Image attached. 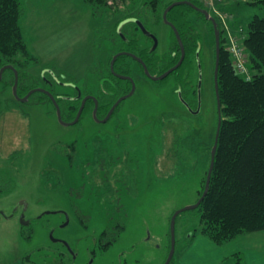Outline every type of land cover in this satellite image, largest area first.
<instances>
[{
  "label": "rangeland",
  "instance_id": "1",
  "mask_svg": "<svg viewBox=\"0 0 264 264\" xmlns=\"http://www.w3.org/2000/svg\"><path fill=\"white\" fill-rule=\"evenodd\" d=\"M243 1L222 0L218 5L228 43L242 38L241 26L246 30L252 17L264 13L262 8L242 5ZM24 5L21 29L37 58L31 73L40 88L47 86V77L48 85L60 95L73 96L75 90L97 95L98 75L92 69H108L112 49L117 50L106 34L114 33L118 18L102 23L86 0H24ZM221 5L230 9L221 11ZM199 26L208 33L206 25L200 22ZM151 31L157 54L165 55L170 27L162 21ZM151 45L142 34L140 46ZM215 49L212 38L203 43L198 102L199 69L194 64L189 81L193 110L181 100L174 76L157 84L136 72L135 64L136 92L107 123L88 113L78 125L65 127L53 104L21 103L13 88L0 82V172L8 175L7 180L0 179V264H23L27 255L34 264H164L173 214L195 204L206 186L218 127ZM64 77L74 83L67 84ZM63 152H75L74 163ZM107 153L116 163L110 169ZM223 161L221 157L219 162ZM129 172L138 186L136 196L128 193ZM69 187L83 197L70 196ZM119 199L123 210L117 213ZM21 202L28 204L29 226L21 224L22 212H16ZM73 206L83 219L76 217ZM48 212L52 214L44 215ZM65 214L70 219L66 227ZM118 222L126 224L119 241L100 249L102 232ZM200 228L199 213L180 214L173 264H181L200 233L192 240L189 235ZM51 233L67 242L73 253L64 243H55ZM89 250L95 251L93 262ZM193 252L187 264H238L237 255L242 264H264V231L239 236L220 250L198 240Z\"/></svg>",
  "mask_w": 264,
  "mask_h": 264
},
{
  "label": "trees",
  "instance_id": "2",
  "mask_svg": "<svg viewBox=\"0 0 264 264\" xmlns=\"http://www.w3.org/2000/svg\"><path fill=\"white\" fill-rule=\"evenodd\" d=\"M187 1L194 3L201 9L208 10L218 23L221 33L219 93L222 107V126L210 190L202 204L194 210L201 216V228L200 231L196 230L190 234L189 239H194L196 234L200 233L215 244L224 245L239 236L264 231V13L260 14L261 16L256 14L252 17L246 30L244 26L240 28L243 30L240 35L243 38L245 51L249 56V69L253 75L248 81L236 70L232 55L228 50L227 31L221 17L217 15L216 11L207 7L203 0ZM86 2L91 8L94 18L102 23L118 18L115 31L113 30L114 33L108 32L106 34V37L112 40L117 50L112 49L114 52L111 51L110 63L117 53L125 51L141 58L153 76H160L179 63L182 54L173 30L170 28L169 51L163 56L157 54L155 34L151 31L153 26L163 21L164 12L172 3H168L167 0H86ZM242 5L259 7L264 10V0H244ZM219 7H221V11L230 9L225 5ZM219 10L220 8L217 9L218 12ZM25 13L24 0H0V70L4 66H12L18 71L17 92L20 97H24L31 90L41 87L39 81L31 73V67L37 64V58L30 53L21 29V21L25 17ZM167 18L180 33L186 57L178 70L166 80L155 83L163 84L174 76L181 100L193 110L194 103L189 97L192 93L189 81L192 79L195 62L199 69V82L201 73L203 76L200 65L203 43L212 38L216 48L214 26L202 13L186 4L173 8L168 13ZM133 20L139 21L141 25ZM200 22L209 28L208 33L202 31L199 26ZM120 25L122 26L120 27ZM141 26L144 27L145 33ZM142 34L153 45L142 48L140 46ZM120 37L124 39L122 47L119 46ZM110 63L107 70H104L103 66H101L102 71L92 69V73L98 75L99 91L97 95L88 91L79 95L78 90H75L73 96L60 95L56 93L55 88L49 85L45 88L55 96L64 121L72 122L76 118L83 99L89 95L97 98V116L99 119H104L118 99L130 91L131 84L119 80L112 72ZM133 64L136 66V72H140L146 77L143 66L129 55L120 56L116 60L114 71L119 75L133 76ZM64 78L67 80V84L74 83L69 77ZM46 80H48L47 77ZM2 83L7 87H13L15 72L6 70L3 74ZM198 95L199 85L196 96L197 102ZM46 102L52 104L50 98L43 93H36L29 99V103L32 104H44ZM123 103L116 109L113 116L116 115ZM94 109L95 101L88 100L81 120L84 115L93 113ZM54 150L57 154H61L57 151L58 147L55 146ZM223 153L225 154L224 157L222 156ZM62 155L68 158V162L74 163L75 152L72 155L63 152ZM111 157L113 155L110 153L106 154L105 160L109 161V166L106 168L116 166ZM221 157L222 160L224 159L223 162H219ZM105 171L108 175L110 170ZM130 176L131 181L129 180L127 183L128 193L136 196L138 186L134 183V175L130 173ZM88 177H91V174ZM68 190L70 196L83 197V195H77L79 192L75 193L73 187H69ZM119 203L120 199L118 206L115 204L117 213L123 210ZM72 210L76 217L83 219V214L80 213L78 207L73 206ZM109 220L112 221V218L109 217ZM121 223L118 222L109 226L102 232L100 237L102 242L107 241L103 245L104 250L119 241L121 234L126 229V224ZM60 255L62 256V254ZM236 260L238 264H242L240 255L236 256ZM23 264H34L31 261V255L24 258Z\"/></svg>",
  "mask_w": 264,
  "mask_h": 264
},
{
  "label": "water",
  "instance_id": "3",
  "mask_svg": "<svg viewBox=\"0 0 264 264\" xmlns=\"http://www.w3.org/2000/svg\"><path fill=\"white\" fill-rule=\"evenodd\" d=\"M183 4L189 5V6L193 7L195 10L199 11L200 13H202L206 17L207 20H209V21H211L213 23V26H214L215 37H216V64H215V71H214V81H215V91H216L217 107H218V127H217V133H216V137H215V143H214V146H213L212 151H211V164H210V168H209V172H208V176H207V181H206V186H205L204 193L201 196V198L195 204L186 206V207L180 209L179 211H176L173 214V216L171 218V223H170L171 248H170L169 255H168V257H167V259H166L164 264H171L173 262V259H174V256H175V251H176V222H177L178 217L180 216V214H182L184 212L196 210L202 204V202L205 200V198L207 197V195L209 193V190H210L211 178H212V174H213V170H214V166H215V158H216V153H217V149H218L220 130H221V126H222V110H221L222 107H221L220 93H219V68H220V61H221V33H220L219 28H218V23H217L216 19L214 17H212V15L210 14V12L208 10L201 9V8L197 7L194 3L190 2V1H187V0L178 1V2H175V3H172L171 5H169L167 7V9L165 10V12H164L163 22L166 25H168L173 30V32H174V34L176 36V39L178 41V44L180 46L182 55H181V59H180L179 63L175 67H173L170 70H168L167 72H165L164 74H162L160 76H153L150 73V71H149L147 65L145 64V62L141 58H139L138 56H136L134 54H131V53H119V54H116L113 57L112 61H111V65H110L111 66V70L120 79L130 80L132 82V90H131V92L129 94L124 95L120 99H118V101L113 105V107L110 109L109 113L107 114V116L104 119H99L98 116H97V111H98V100H97V98L95 96L89 95V96H86L83 99L82 105H81V107H80V109L78 111V114H77L76 118L72 122H66V121L63 120L62 112H61L60 106L58 105V102H57L55 96L50 91H48L45 88H37V89L31 90L26 96L20 97L18 95V92H17L18 85H19V73H18V71L15 70V68L12 67V66H4L0 70V82H2L3 74H4V72L6 70H13L15 72V83H14V86L12 88H13L14 97L16 98L17 101H19L21 103H27V102H29L30 97L32 95L36 94V93H43V94L47 95L50 98L52 104L55 107V110H56V113H57V118H58L59 122L65 127H73V126L78 125V123L80 122L81 117L83 115L86 102L88 100H94L95 101V109L93 111V116L96 119V121L99 122V123H107L112 118V116L115 113L116 109L124 101H126L127 99L132 97L135 94V92H136V84H135L134 78L128 77V76L119 75V74L115 73V71H114L115 62L121 55H124V54L129 55L135 61L140 63L143 66L144 73H145L146 77L148 79H150L151 81H153V82H161V81L166 80L173 72H175L176 70H178L182 66V64L184 62V59L186 57L185 47H184V44H183V41H182V38L180 36L179 31L177 30V28L171 22H169V20L167 18V15L173 8H175V7L179 6V5H183ZM133 21L138 23L139 25H141L139 21H137V20H133ZM121 26L122 25H120V27ZM141 29L145 33V29H144L143 26H141ZM156 47H157V45H156V41H155V48ZM202 77L203 76H202V73H201L200 80H202ZM201 87H202V83L200 82V84H199V99H200V101H201ZM78 91H79V95H82L80 90H78ZM199 112H200V107L195 112V114H198ZM22 204H24V212H23V214L21 215V218H20L21 224L24 225V226H28L30 224V221H27L25 219V213L28 210V204L26 202H22ZM16 211H17V209H16ZM50 214H52V213L48 212V213H45L44 215H50ZM65 215H66V223H65L64 226L66 227L69 224L70 219H69L68 214H65ZM11 217H13V215ZM42 217L43 216H40V218H42ZM51 236H52V239H53V241L55 243H58V242L64 243L66 245V247L68 248V251L70 253H73V251L71 250V248H70V246H69V244L67 242L55 239L54 236H53V233H51Z\"/></svg>",
  "mask_w": 264,
  "mask_h": 264
},
{
  "label": "built area",
  "instance_id": "4",
  "mask_svg": "<svg viewBox=\"0 0 264 264\" xmlns=\"http://www.w3.org/2000/svg\"><path fill=\"white\" fill-rule=\"evenodd\" d=\"M205 5L209 7L211 10H214L218 13V5L222 0H203ZM240 32H243L241 29ZM231 38V37H230ZM243 38L232 39L228 43V50L230 51L234 65L236 67L237 72L244 77L246 80H251V74L249 69V59L246 56V51L244 46L242 45Z\"/></svg>",
  "mask_w": 264,
  "mask_h": 264
},
{
  "label": "flooded vegetation",
  "instance_id": "5",
  "mask_svg": "<svg viewBox=\"0 0 264 264\" xmlns=\"http://www.w3.org/2000/svg\"><path fill=\"white\" fill-rule=\"evenodd\" d=\"M124 41V39L122 38V37H120V39H119V46L120 47H122V42ZM119 53H128V52H125V51H120ZM119 53H117V54H119ZM126 54H124V56H125ZM121 56H123V55H121ZM116 63V62H115ZM110 65H111V63H110ZM120 75H122V74H120ZM116 76V75H115ZM122 76H128V77H132V78H134V75L133 76H129V75H122ZM117 77V76H116ZM118 79L119 80H121V81H126V82H129L130 84H131V89H130V91L127 93V94H129L130 92H131V90H132V82L130 81V80H123V79H120L119 77H118ZM46 83H47V86H48V84H49V82H48V80H46ZM47 86H45V87H43V88H46ZM126 94V95H127ZM7 177H8V175H7V173H4V172H0V179L1 180H7ZM21 209V210H20ZM21 211L22 212V214H23V212H24V204H22V202L19 204V207L17 208V211ZM16 211V212H17ZM18 211V212H19ZM21 214V215H22ZM14 216V215H13ZM42 216V215H41ZM25 217H26V213H25ZM38 219H41L40 218V216L38 217ZM30 225V224H29ZM28 225V226H29ZM107 241H104V243H106ZM104 243L102 242V240H101V238L99 239V247H100V249H102L103 250V245H104ZM113 246V245H112ZM111 247V246H110ZM62 254V256L63 255H65V253L63 252V253H61ZM74 255V254H73ZM88 255L91 257V260H92V262L94 261V256H95V251L94 250H89V252H88ZM75 256V255H74ZM126 264V263H125Z\"/></svg>",
  "mask_w": 264,
  "mask_h": 264
},
{
  "label": "crops",
  "instance_id": "6",
  "mask_svg": "<svg viewBox=\"0 0 264 264\" xmlns=\"http://www.w3.org/2000/svg\"><path fill=\"white\" fill-rule=\"evenodd\" d=\"M32 71V70H31ZM201 235V236H200ZM197 237V240L195 241L194 245L192 247H190L188 249V251L183 255L182 259H181V264H187V262L190 260V258H192L193 256H191L192 254H194L193 250L195 249V246H197V241L199 240L200 242H204V245H207L208 247H210L211 249L217 248L218 250H220L221 248H223L224 246H226L228 243L224 244V245H217L214 242H212L210 239H208L206 236L200 234ZM243 236V235H242ZM238 238V237H237ZM236 238V239H237ZM233 241V240H232ZM237 254V253H236Z\"/></svg>",
  "mask_w": 264,
  "mask_h": 264
}]
</instances>
